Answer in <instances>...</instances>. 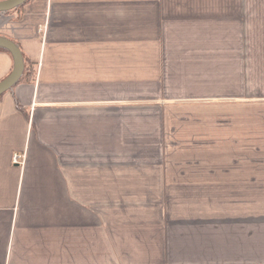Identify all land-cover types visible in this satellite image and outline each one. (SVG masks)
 Returning a JSON list of instances; mask_svg holds the SVG:
<instances>
[{
	"label": "crops",
	"instance_id": "crops-1",
	"mask_svg": "<svg viewBox=\"0 0 264 264\" xmlns=\"http://www.w3.org/2000/svg\"><path fill=\"white\" fill-rule=\"evenodd\" d=\"M0 37L34 68L0 96V264H264V0H26Z\"/></svg>",
	"mask_w": 264,
	"mask_h": 264
},
{
	"label": "water",
	"instance_id": "water-1",
	"mask_svg": "<svg viewBox=\"0 0 264 264\" xmlns=\"http://www.w3.org/2000/svg\"><path fill=\"white\" fill-rule=\"evenodd\" d=\"M26 0H1L0 11H9L16 6L23 4ZM0 48L6 49L11 53L13 67L9 75L0 81V96L9 88L15 85L23 72V59L19 47L10 39L0 37Z\"/></svg>",
	"mask_w": 264,
	"mask_h": 264
},
{
	"label": "trees",
	"instance_id": "trees-1",
	"mask_svg": "<svg viewBox=\"0 0 264 264\" xmlns=\"http://www.w3.org/2000/svg\"><path fill=\"white\" fill-rule=\"evenodd\" d=\"M23 4H20L18 6H16L15 8L9 10V11H13V10H16L18 8H20ZM6 50V49H5ZM9 52V51H8ZM10 53V52H9ZM11 54V53H10ZM34 77V68L32 65H27V64H24V67H23V72L19 78L18 81H22V80H32Z\"/></svg>",
	"mask_w": 264,
	"mask_h": 264
},
{
	"label": "built area",
	"instance_id": "built-area-1",
	"mask_svg": "<svg viewBox=\"0 0 264 264\" xmlns=\"http://www.w3.org/2000/svg\"><path fill=\"white\" fill-rule=\"evenodd\" d=\"M21 157L18 154H14L13 156V162H18V159H20Z\"/></svg>",
	"mask_w": 264,
	"mask_h": 264
}]
</instances>
